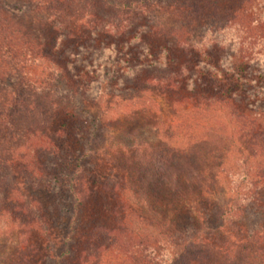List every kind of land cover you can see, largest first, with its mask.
<instances>
[{
    "label": "trees",
    "instance_id": "trees-1",
    "mask_svg": "<svg viewBox=\"0 0 264 264\" xmlns=\"http://www.w3.org/2000/svg\"><path fill=\"white\" fill-rule=\"evenodd\" d=\"M97 1L109 7L107 17H98L86 3L84 11L81 10L82 0H16L13 4L0 0V218L18 230L19 242L24 246L20 250L23 264L41 262L42 255L37 253L31 233L37 227L42 236L54 243L55 224L60 222L53 215L49 221L41 211L34 191L40 188L38 183H43L54 192L65 189L74 208L96 199L115 218L111 224L95 227L96 236L88 240L87 251H91L85 257L81 255L78 264H112L113 250L123 253L124 259L119 261L122 264H166L169 261L164 259L166 251L172 255L171 264L178 260L184 264H192V260L203 262L213 250L207 246V250L197 252L206 240L205 235L224 232L248 212L260 211L258 183L247 181L255 176L264 178V165L260 175L253 177L257 156L264 163L261 153L264 131L258 129L256 118L264 114V75L251 76L249 68L261 60L264 7L255 13L256 31L248 34L234 27L245 11L239 8L240 14L234 12L225 17L216 7L212 9L213 23L196 40L179 39L176 34L179 27L162 33L167 23H161L159 16L146 14L150 0ZM216 1L169 0L164 13L178 20H191L193 16L206 14ZM253 1L242 0L240 6ZM131 8L138 14L136 22L149 16L148 21L155 20L158 37L174 36L177 48L195 61L186 59L177 70L154 72L165 69L170 62L167 49L160 46V53L153 55L145 39L146 32L141 29L122 42L130 26L128 20L120 19V12ZM84 19L85 24H79ZM79 28L91 33L94 37L91 42L99 43L91 49V55L87 53L90 57H85V47L83 55L63 49L64 42L72 40ZM220 31L226 32L225 36L219 39L213 36ZM213 49L225 52V57L213 62ZM64 57L66 63L62 62ZM77 63L85 64L82 70L74 68ZM37 68L47 72L53 68L56 76L40 80L33 71ZM145 71L148 73L142 80ZM65 77L72 86L64 83ZM49 81L64 84L65 90L51 88ZM101 81L114 82L108 88L124 90L120 92L138 86L134 96L155 94L175 103L184 102L198 113L203 110L224 113L220 118L229 127L228 143L234 156L237 155L233 156L235 162H240L242 180L233 185L227 197L218 199L210 211L213 193L217 185L221 186L217 176L224 172V163L205 137L190 134L175 137L171 131L163 133L166 145L161 150L151 148L137 130L126 131L128 138L117 141L120 147L114 145L112 154H103L105 159L111 157V165L116 164L114 158L118 159V165L111 168L108 176L92 167L85 169L82 163L86 158L101 152L89 147L77 155L75 170L70 172L74 153L71 155L70 150L58 143L56 133L47 143L46 130L59 114L68 115L69 110L78 107L76 98L80 92H88ZM70 100L72 107H68ZM124 100L130 101L131 97ZM73 128L77 136L84 130L77 123ZM153 131L156 133L158 128L153 127ZM177 137L186 139L185 147L167 146ZM37 144L47 146L53 155L46 167L52 172L49 175L35 156L39 151ZM35 169L42 174L39 182L20 176L27 171L34 174ZM232 236L231 243H224L227 250L240 241L237 235Z\"/></svg>",
    "mask_w": 264,
    "mask_h": 264
},
{
    "label": "rangeland",
    "instance_id": "rangeland-1",
    "mask_svg": "<svg viewBox=\"0 0 264 264\" xmlns=\"http://www.w3.org/2000/svg\"><path fill=\"white\" fill-rule=\"evenodd\" d=\"M15 1L16 0H8V3L13 4ZM167 1L169 0H150V2L147 3V7H145L147 8L146 14L149 12V16H159L161 18V23L163 21L167 23L166 28L162 29V33H169L171 28L179 27V31L176 33L179 39L181 37L182 39L190 38L199 40L203 37L207 28L213 23L212 9H216V7L218 8V13L225 17H230L234 12L240 14V8L245 11V15H240L237 18L234 27L243 34L256 31L257 25L254 22L255 13L260 12L264 7V2L261 0H255L250 4L244 3L242 6H240L242 0H217L213 6L210 5L211 8H208L209 11L206 14L193 16L191 20H178L164 13L168 7L166 4ZM85 3L86 5L88 4L90 8L91 6L93 7L98 17H107L109 13L108 6H103V4L97 0H82L81 10L83 11L86 8L84 7ZM65 8H67V5H65ZM68 13H71V8L68 10ZM137 15L136 11L132 8L130 11L120 12V19L123 18L124 20H128L127 23L130 26L129 33L122 39V42L131 38L135 35L136 31H140L141 29L144 34L146 32L145 39L151 46L153 55L157 56L160 53V46L167 49L166 55L170 59V62L165 69H156L154 72L162 73L165 70H177L185 63L186 59L188 62L191 60L192 63L195 61L193 58L188 59L182 50L177 48L174 36L164 35L161 38L158 37V30L154 28L157 26L155 20L148 21L149 16L147 17L146 15V19L136 22L138 21ZM85 22L86 20L84 19L79 24H85ZM147 22H150V24ZM182 27H185V29ZM230 32L233 33L232 30ZM241 33L240 35H242ZM225 34L226 32L220 31L215 32L213 36L219 39L225 36ZM93 38L94 37L89 31L79 28L75 32V37L72 40L64 42L65 45L63 49L66 51H76L79 55H83L82 47H85V51L87 50L85 57H90L89 55L92 53L91 49L93 47L96 48L99 44L91 42ZM102 40L106 41V39H101L100 41ZM262 45L263 46L260 47L259 50V58L261 60L258 62L256 61L254 64L252 63L249 68L250 75L254 77L258 74L261 76L264 75V43ZM87 53H89V55ZM225 54V52L222 53L221 51L213 49V62H217L220 58L225 57ZM88 61L90 62V60ZM62 62L66 63L67 58L64 57ZM233 63L237 62L233 61ZM84 65V63H77L74 65V68L82 70ZM33 71L39 78H45L46 76L50 78V75L56 76L53 68L50 72H47L44 68H37ZM147 73L145 71L142 74V80L146 78ZM65 78L66 81H64V83L72 86L69 82L70 80H68L67 77ZM54 79L57 78L54 77ZM49 83L51 88L64 89L62 88L64 84H57L50 81ZM113 83L114 82L110 84L102 83L101 81V83L93 85L92 89L88 92H80L76 98L78 107L74 108V110H69L68 113L70 115L59 114L46 130L45 137L47 143H49L48 139L51 137L53 138L56 133L58 136V143L70 150L71 155L74 153V157L72 158L73 161L69 168L70 172L73 173L75 170L74 161L75 158L78 157L77 155L79 153L81 154L82 151L89 147L93 151L101 150V152H98V154L94 152L93 155L91 154L86 158L85 163H82L85 169L92 167L97 172H101L102 174L105 173L106 176H108L111 173V168L116 164L118 165V159L114 158L113 161H115L116 164L111 165V160L109 161L111 157L108 156L105 159L103 154L109 152L112 154L114 145L117 148L120 147L117 141L118 139L128 138L125 134L126 131L137 130L146 137L148 145L151 146V148L158 150H161L163 146L166 145L162 140L164 136L163 133H170L171 131L173 135L175 134V137L178 136V134L183 136L190 134L193 137L201 139L205 137L204 139H207L211 144V148L214 147V149H216L218 154L217 157L224 163V172L222 171L221 174L217 176L221 186L217 185V189H215L213 193V198L210 202L211 207H209L210 211L216 206L217 201H219L218 199L227 197L229 194L228 191L232 189L233 185L238 184L242 180L243 175L240 173L241 169H239L240 162H235L234 157L237 155L234 156L233 148H230L231 146L228 143L229 140L227 136L229 134V127L226 126L223 119L220 118L224 113L215 111L208 112L206 110L198 113L184 102L175 103L172 100L155 94L144 93L134 96L138 86H130L132 90L129 92H120L124 90L108 88L112 87ZM68 85H65V87L69 88ZM262 85H264V80ZM129 97H131L130 101L124 100ZM121 99H123L122 102L119 101ZM70 103H72V100L69 101L70 106L68 107H72ZM238 105L239 103L236 102V106ZM72 114L75 116L72 117ZM250 117H254V115L251 114ZM256 118L258 129L264 131V114ZM76 123L84 127V130L79 136H77L78 132L73 128V125ZM155 126L158 128L156 133L153 131V127ZM61 133H63V135ZM77 138L79 139L77 140ZM175 139L169 144L167 143V146L171 145L172 148L176 149L185 147L186 139L180 137ZM38 144L37 147L39 151L36 152L35 156L41 167H45L44 171H48L47 174L49 175L52 172L51 170H46V167L53 160V155L48 151L47 146L39 147ZM114 150L116 149L114 148ZM261 153H264V151H261ZM257 158L258 160H256L253 167V177L260 173L264 165L262 161L263 158L260 156H257ZM20 176L28 180L32 179V182L35 183L39 182L42 174L35 169L34 174L27 171L22 172ZM255 181L258 183L257 198L260 211L257 213L248 212L247 215L236 222L233 228L232 226L227 227L224 232L208 233L205 235L206 240L204 244L200 245L197 252L207 250V246L211 247L213 250L209 252L205 261L192 260V264H264V178L259 179L255 176L254 179H249L247 183ZM38 185L40 188H38V190L36 189L34 194L41 203V211L49 221V217L52 215L58 217L60 220L59 223L55 224L57 226L55 227L53 236L54 243L48 240L47 237L45 238L42 236L37 227H35V230L31 233L30 237L37 246V253L42 255L41 262L38 264H55L56 262L59 264H78L80 256L83 255V257H85V255L89 254L91 251H87V246L89 238L91 239V237H94L96 232L95 227L104 223L111 224L115 218L110 212L103 210L98 204L99 201L96 199H90L88 202L75 206L74 208L70 195L65 189L54 192L47 187V184L38 183ZM108 198L110 199V196ZM110 202H112L111 199ZM69 223L71 224L69 225ZM67 234H69V236ZM232 235H237L240 241L234 245L233 248L227 250L228 247L224 246V243H231ZM140 237L143 238V236ZM94 239L99 240V238ZM22 249H24V246L19 242L18 230L11 224L6 223L5 219L0 218V264H23L24 262L20 256V250ZM112 252L114 254V257L111 256L113 257L112 264H122L119 261L120 259H124L123 253L121 252L119 254L116 250ZM165 253L164 259L169 260L166 263L169 264L172 255L167 251ZM174 264H184V262L178 260Z\"/></svg>",
    "mask_w": 264,
    "mask_h": 264
}]
</instances>
